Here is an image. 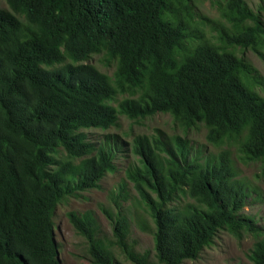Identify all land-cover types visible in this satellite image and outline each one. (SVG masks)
Wrapping results in <instances>:
<instances>
[{
  "label": "trees",
  "instance_id": "obj_1",
  "mask_svg": "<svg viewBox=\"0 0 264 264\" xmlns=\"http://www.w3.org/2000/svg\"><path fill=\"white\" fill-rule=\"evenodd\" d=\"M0 7V264H60L53 215L59 200L98 189L115 172L120 137L107 131L119 116L138 122L170 114L183 128L203 124L207 141H240L244 163L264 176V98L244 81L249 63L231 51L264 54V25L243 0H224L229 28L220 44L191 33L193 0H5ZM221 3L223 0H207ZM264 9V5L260 7ZM202 20L208 21L206 18ZM116 62L113 78L88 63ZM117 95L129 98L117 102ZM175 148L138 136L126 170L153 222L154 253H139L127 212H102L113 240L98 237L90 213L68 214L88 243L91 264H183L197 260L221 231L259 238L243 215L247 190L227 152L199 161L181 137ZM124 188L115 193L127 199ZM125 194V195H122ZM120 196V197H121ZM188 197L194 203L179 206ZM264 264V237L248 254Z\"/></svg>",
  "mask_w": 264,
  "mask_h": 264
},
{
  "label": "rangeland",
  "instance_id": "obj_2",
  "mask_svg": "<svg viewBox=\"0 0 264 264\" xmlns=\"http://www.w3.org/2000/svg\"><path fill=\"white\" fill-rule=\"evenodd\" d=\"M243 1L249 9L260 13L264 25V9H260L264 5V0ZM223 3L224 0L221 3L193 0L196 19L192 23L190 31L194 35H198L199 38L195 40L196 42L202 36L213 44L221 43L213 26L215 22L218 27L229 28V23L222 17ZM0 7L9 9L5 0H0ZM202 18L208 19L209 22ZM260 50L264 54V48ZM231 51L249 63L253 74L244 76V81L264 98V58L252 49L232 48ZM88 63L110 78H113L117 67L116 62L107 65L103 55L92 56ZM129 97V95H117L111 104L116 107L117 102ZM86 133L90 134L89 137L93 140H100L104 134H115L120 137L122 151L116 160V171L109 173L100 182L98 189L75 196H64L59 200L53 215V222L60 264H91L88 243L76 232L68 214L74 212L81 216L90 213L96 221L98 237L105 241L113 240L112 226L102 209L116 211L115 198L127 212L131 226L130 239L133 243L135 242V250L139 253L149 252L153 255V222L141 205L133 185L127 181L125 174L127 168L136 163V157L131 152V145L138 136L160 137L174 148V139L181 137L187 141L191 155L202 162L213 160L224 151L228 153L237 179L244 183L248 193L243 215L251 220L254 227L258 229L259 238L251 232H244L238 239L226 231H221L214 243L205 248L197 260L187 261L183 264H253L249 260L248 254L257 239L264 237V176L261 174L262 164L260 161L243 162L239 150L240 141L227 139L219 146L212 145L206 139L207 128L203 124L186 130L175 122L170 114L161 113L138 122L120 115L117 124L107 131L90 130ZM122 188L127 195L126 200L121 194V197L115 195ZM189 203L194 202L188 197H182L179 200V206ZM112 251L116 257L115 261L118 263L133 264L118 249L114 248Z\"/></svg>",
  "mask_w": 264,
  "mask_h": 264
}]
</instances>
